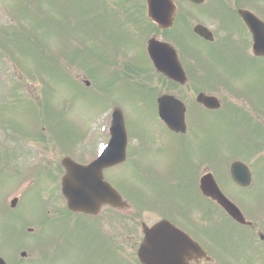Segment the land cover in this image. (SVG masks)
Returning <instances> with one entry per match:
<instances>
[{
	"label": "rangeland",
	"instance_id": "1",
	"mask_svg": "<svg viewBox=\"0 0 264 264\" xmlns=\"http://www.w3.org/2000/svg\"><path fill=\"white\" fill-rule=\"evenodd\" d=\"M135 2H139L136 3L139 10L137 15L131 16L132 10L136 9L132 5ZM128 17H132L131 25L136 32L143 33L141 39L147 38L152 30H149L140 0H0V168L10 163L7 161L11 157L16 159L14 162L28 164L38 162L39 157L44 161L46 157L64 155L91 159L98 152L96 147L107 139L111 107L116 105L122 112L128 140L133 145L123 164L106 174L104 172V175L136 207L140 208L150 201L155 207L168 205L175 220L184 222L188 227L193 226L192 220L177 212L186 194H175L173 188L154 193L152 188V178L166 172L151 153L150 146H155L162 137L156 132L162 131L177 139L157 121L153 105L155 89L149 85L155 74L143 43L136 42V38L140 37H135L136 32L126 23L125 18ZM112 18L122 25H114ZM122 39L130 43L127 47L133 52L132 56L118 51L116 42ZM124 59H130V63L138 67L133 72L137 83L126 80L120 71L123 65L120 60ZM91 62L92 66H88ZM87 72L94 87L92 89H89L91 86L84 89L77 84L83 83L88 77ZM108 76L112 78L108 79ZM119 80L129 84H119ZM54 141L61 144L85 141L81 147L86 150L75 148L74 152L66 154L65 147L44 148ZM136 152H143L144 159L151 161L135 157ZM180 160L184 161V158ZM37 165L39 170L36 175H45L43 165ZM15 169L14 164L0 169V231L4 232L0 235V254L7 260L14 257L12 247L32 241L19 227H39L46 214V206H50L49 196L39 191L42 187H50L46 175V180L40 178L39 184L32 185L25 194L23 191L29 184L17 185L14 181L25 172H15ZM11 187L22 193L7 192ZM14 195L23 197V202L20 204L18 201V207L12 209L6 200ZM230 196L249 211L253 199H256L248 197L245 203L235 194ZM200 203L207 205L203 199ZM121 211L126 216L130 212L110 211L109 235L111 230L117 232V221H124L114 218L121 216ZM141 215V220L150 223L157 216V211L145 208ZM76 217L82 218L80 215ZM125 222L130 227L131 238L112 239L123 246L125 254L109 253V245L104 253L98 236L81 237L77 232V237L71 236L79 250L75 264L77 261L78 264H130L127 259L133 255L134 236L140 229V223L126 217ZM54 226L56 224H51L49 228ZM52 230V237L61 234L58 226ZM38 244L33 243L34 246ZM19 259L22 264H38L36 252L28 258L19 256Z\"/></svg>",
	"mask_w": 264,
	"mask_h": 264
},
{
	"label": "flooded vegetation",
	"instance_id": "2",
	"mask_svg": "<svg viewBox=\"0 0 264 264\" xmlns=\"http://www.w3.org/2000/svg\"><path fill=\"white\" fill-rule=\"evenodd\" d=\"M170 4V28L163 30L152 23L158 30L153 37L173 46L184 77L179 81L181 77L158 73L155 80L161 87L158 96L171 95L181 100L185 129L183 132L170 131L160 120L177 143L170 140V135L169 140L163 135L155 146H150L154 159L166 169L162 176L153 177L152 185L159 192L175 187L177 193L186 194L177 212L192 220L193 226L175 220L172 209L167 217L156 216L148 226L165 219L187 233L206 254L191 264H243V261L248 264V257L264 252V225H258L264 220V56L252 51L251 33L240 11H249L264 22V0H170ZM203 32L207 35L201 36ZM130 149L131 146L127 147L126 159ZM134 156L151 161L144 159L143 152H136ZM182 158L187 163L180 165L178 160ZM14 160L12 157L7 162L14 164L15 172L23 170L24 178L31 177L33 183L47 177L50 186L39 189L41 194L49 196L50 202L40 226L19 227L29 240L32 239L30 243L14 246L16 250L23 247L19 255L24 253L28 257L33 243L39 242L41 264L50 259H57L59 264H73V257H77L79 250L71 236L78 234L87 238L98 236L106 253L109 207H103L106 212L100 211L95 216L80 214L82 218L77 219L78 213L70 211L62 197L61 179L65 174L62 157H46L44 162L30 165ZM9 164L0 169H6ZM37 164L43 165L46 177L36 175ZM209 173L221 193L238 207L243 220L234 219L206 195L210 191L202 177ZM169 174L181 178L173 179ZM231 194L241 197L245 203L246 198L256 197L249 206L251 212L233 200ZM201 199L207 202L205 208ZM125 217L132 218L121 213L119 218L124 221L118 222V237L130 239L131 230ZM138 223L141 225V219ZM51 224L59 227V236L52 237V229L56 226L49 228ZM3 234L1 230L0 235ZM141 239L140 228L134 236L133 251ZM0 257L6 259L2 254Z\"/></svg>",
	"mask_w": 264,
	"mask_h": 264
},
{
	"label": "water",
	"instance_id": "3",
	"mask_svg": "<svg viewBox=\"0 0 264 264\" xmlns=\"http://www.w3.org/2000/svg\"><path fill=\"white\" fill-rule=\"evenodd\" d=\"M162 5L163 1L147 0L149 16L152 19H156L159 22L165 23L166 15H157V13H161L159 7ZM247 22L253 35H255V51L260 54L264 53V43L262 41L261 34H259L260 30L262 29H260V27H255L249 20H247ZM151 44L152 43L150 42L149 52H151ZM111 133V143L117 142V144L124 146L125 134L123 120L122 117L118 116L116 113L113 117ZM105 165H107L106 161L104 157L101 156L97 161H94L92 165L85 167L86 169L84 170H87L90 175H92L89 180L82 179V175L84 174L78 176L77 182L76 179L72 180L70 176H67L64 179V187H66V189L63 193L67 197L68 205L70 207L79 209L84 207H92L98 205L105 199L109 200L110 203L115 204L114 199L117 198V195L107 183L103 182L100 173L101 168ZM144 232L145 237L143 244L138 251V257L142 264H174V262H179L180 256L181 262L183 263L184 254L182 251L178 252L176 255H171V258L168 252H162L163 248L178 244V241L172 238V236H178L166 222H161L152 229H145ZM182 243L187 246L186 241H182Z\"/></svg>",
	"mask_w": 264,
	"mask_h": 264
},
{
	"label": "snow or ice",
	"instance_id": "4",
	"mask_svg": "<svg viewBox=\"0 0 264 264\" xmlns=\"http://www.w3.org/2000/svg\"><path fill=\"white\" fill-rule=\"evenodd\" d=\"M103 148V146H101Z\"/></svg>",
	"mask_w": 264,
	"mask_h": 264
}]
</instances>
